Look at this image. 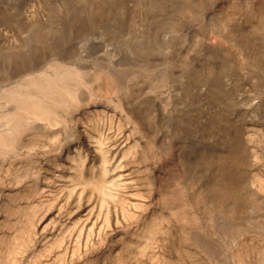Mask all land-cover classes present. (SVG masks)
<instances>
[{
	"label": "rangeland",
	"instance_id": "374dc122",
	"mask_svg": "<svg viewBox=\"0 0 264 264\" xmlns=\"http://www.w3.org/2000/svg\"><path fill=\"white\" fill-rule=\"evenodd\" d=\"M53 60L87 80L90 110L134 109L109 149L128 174L96 201L108 226L77 245L98 164L80 123L67 121L85 169L69 181L87 189L56 195L42 219L32 199L61 182L43 177L56 164L44 135L27 157L1 149L0 264H264V0H0V90Z\"/></svg>",
	"mask_w": 264,
	"mask_h": 264
},
{
	"label": "bare ground",
	"instance_id": "6f19581e",
	"mask_svg": "<svg viewBox=\"0 0 264 264\" xmlns=\"http://www.w3.org/2000/svg\"><path fill=\"white\" fill-rule=\"evenodd\" d=\"M107 68H103V70L112 73L111 67ZM48 69L51 70L47 71ZM86 81L82 79L81 72L76 67L53 60L47 63L46 68L38 70L34 74L26 75L22 80H17L16 83H11L12 85L3 87L0 90V95L5 96L7 94L8 101L11 102V106H8V109L6 108L1 118L0 150L2 149L5 152L4 148H7L13 151L14 153L9 155L11 159L18 156H30L36 148V143L32 140L42 134L45 138L40 147L48 146L56 158V160L53 157L51 158L56 164L49 167L47 175L44 174L43 177L61 180L60 185L57 187L58 191L54 196L48 193L50 197H37L31 201V206H46L40 217L41 219L48 214L49 207L56 195L67 190L72 192L77 197L76 199H80L87 189L84 181H80L83 184H80L77 180L72 183L69 181L70 177H74L69 172H75L79 175L78 170H80L82 174L85 165H81L76 159L81 154L80 149H82L80 135H77L73 129L68 127L67 121L80 123V133L98 157L97 167L96 169L93 168L94 170L91 171V175L86 181L89 184V202L83 209L82 218H79V221L74 220L75 224L80 222L75 237L77 245L82 242L84 230H86L84 236L86 242L95 228L99 232L104 226H108L107 218L102 217L100 211H95L96 201L99 199V208H101L107 196L114 198L116 194L114 189L120 184L114 177H125L128 174L124 162L125 153L117 155L115 151L110 155L109 149L117 147L115 141L119 137L124 135L123 141L129 138L128 134L120 130V125H122L120 120L124 119L127 122H134L135 120L134 109L131 107L120 106L123 113L118 118L106 113L103 108L90 110V104L92 103L95 106L96 100L93 93L87 89L89 84ZM44 100L48 101L50 105L44 103ZM79 106L85 108L84 116L87 123L80 120L77 112ZM58 107L64 108L66 116L56 112ZM59 130L63 131L62 136H60ZM40 138L42 139V137ZM51 181L53 182V180ZM43 187L36 185L33 194L43 191ZM93 197H95V201L91 200ZM62 205L60 203V206ZM68 213L66 212L65 216ZM63 225L64 223L59 226V232ZM44 235L43 238L51 240V234L46 236L45 233ZM62 237L60 236L58 241H61ZM55 239L53 238V241Z\"/></svg>",
	"mask_w": 264,
	"mask_h": 264
}]
</instances>
